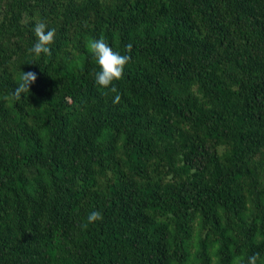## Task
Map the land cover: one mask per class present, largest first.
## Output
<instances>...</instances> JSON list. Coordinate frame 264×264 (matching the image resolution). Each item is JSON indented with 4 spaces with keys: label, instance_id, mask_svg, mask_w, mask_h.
Returning a JSON list of instances; mask_svg holds the SVG:
<instances>
[{
    "label": "trees",
    "instance_id": "trees-1",
    "mask_svg": "<svg viewBox=\"0 0 264 264\" xmlns=\"http://www.w3.org/2000/svg\"><path fill=\"white\" fill-rule=\"evenodd\" d=\"M38 21L51 55L28 51ZM101 37L131 56L119 104L95 82ZM22 71L30 92L5 100ZM253 254L264 264V0H0V264Z\"/></svg>",
    "mask_w": 264,
    "mask_h": 264
},
{
    "label": "clouds",
    "instance_id": "clouds-1",
    "mask_svg": "<svg viewBox=\"0 0 264 264\" xmlns=\"http://www.w3.org/2000/svg\"><path fill=\"white\" fill-rule=\"evenodd\" d=\"M34 33L36 36V42L28 50L29 53H34L36 57L44 55H51V48L55 42V29H49L47 24L43 21H38L34 26ZM132 44L129 43L126 46L128 52L132 50ZM90 53L94 56L96 63L99 66V71L95 74V82L97 85L104 89H108L111 93H114L113 104H119L121 101V95L118 92L117 87L114 85V81H119L123 78L124 69L126 65L131 61L130 55H121L119 52L113 51L106 40L101 37L99 39H91L88 43ZM37 80V74L35 72H23L20 76V82L15 89L4 97L5 100L13 99L19 101L23 95L30 92V86ZM103 215L100 211H92L87 217V223L83 225L87 228L89 224H94L103 220ZM259 254H253L248 257L247 264H257Z\"/></svg>",
    "mask_w": 264,
    "mask_h": 264
}]
</instances>
